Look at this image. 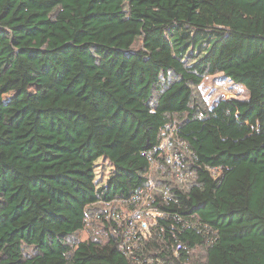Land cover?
<instances>
[{"label": "trees", "instance_id": "obj_1", "mask_svg": "<svg viewBox=\"0 0 264 264\" xmlns=\"http://www.w3.org/2000/svg\"><path fill=\"white\" fill-rule=\"evenodd\" d=\"M217 73L249 97L207 106ZM168 122L193 177L154 178L200 220L188 264H264V0H0V264H130L73 237L147 182Z\"/></svg>", "mask_w": 264, "mask_h": 264}, {"label": "built area", "instance_id": "obj_2", "mask_svg": "<svg viewBox=\"0 0 264 264\" xmlns=\"http://www.w3.org/2000/svg\"><path fill=\"white\" fill-rule=\"evenodd\" d=\"M179 132L175 122L166 123L158 143L146 152L148 168L144 185L127 196L99 200L104 207L86 216L84 231L89 235L118 238L119 249L130 264H168V258L162 256L165 251L180 264H188L190 251H186L178 234L186 229L198 231L200 220L159 206L160 202L173 200L170 184L187 188L189 178L193 177L185 168L184 156L189 151ZM205 167L214 178L220 173L219 167ZM154 177L170 178V184L161 183V186Z\"/></svg>", "mask_w": 264, "mask_h": 264}, {"label": "rangeland", "instance_id": "obj_3", "mask_svg": "<svg viewBox=\"0 0 264 264\" xmlns=\"http://www.w3.org/2000/svg\"><path fill=\"white\" fill-rule=\"evenodd\" d=\"M196 92L202 97L207 106H213L220 99H246L249 97V92L242 85L234 84L221 73L206 76L196 88ZM97 163L99 164L96 167L98 172L103 162L99 159ZM88 237H90L89 233L83 230L74 236L73 240L81 241Z\"/></svg>", "mask_w": 264, "mask_h": 264}]
</instances>
